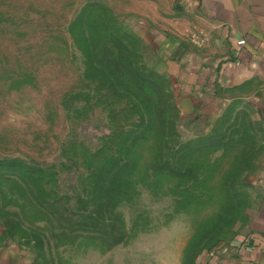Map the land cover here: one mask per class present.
I'll use <instances>...</instances> for the list:
<instances>
[{
  "label": "rangeland",
  "instance_id": "1",
  "mask_svg": "<svg viewBox=\"0 0 264 264\" xmlns=\"http://www.w3.org/2000/svg\"><path fill=\"white\" fill-rule=\"evenodd\" d=\"M165 4L0 0V160L16 157L40 166L45 188L30 190L21 175L1 171L0 213L7 215H0V239L28 250L34 264H86L106 251L112 262L138 255V264H147L182 252L181 264H217L220 250L240 234L250 200L248 175L262 149L251 110L237 95L222 100L214 114L197 107L184 112L181 88L172 87L176 81L167 76L169 60L161 51L165 35L183 29L167 28ZM102 8L136 36L139 57L132 64L163 75L170 88L139 84L125 64L127 49L136 45L108 37ZM146 108L159 126L162 112L168 115L166 144L150 138L132 145L134 167L122 175L128 178L125 195L112 215H120L126 232L113 244L99 233L103 229L81 218L84 213L65 209L67 189L88 202L96 196L107 161L120 157L121 139L141 127ZM226 113L220 146L193 155L196 177L188 172L177 183L171 174H154L168 152L208 134ZM181 160L190 164L189 157ZM186 194L194 195L189 203Z\"/></svg>",
  "mask_w": 264,
  "mask_h": 264
},
{
  "label": "crops",
  "instance_id": "2",
  "mask_svg": "<svg viewBox=\"0 0 264 264\" xmlns=\"http://www.w3.org/2000/svg\"><path fill=\"white\" fill-rule=\"evenodd\" d=\"M152 2L159 9L166 3L168 29H183L180 34L173 30V35H165L161 51L169 60L167 76L176 81L172 87L181 88L184 112L197 107L199 112L214 114L222 100L237 95L246 99L251 110L262 149L248 175L246 220L237 239L220 250L217 264H264V0ZM193 29L207 34L203 46L190 41L186 32ZM241 38L244 43L240 45ZM101 255L100 260L86 264H138V255L121 261L117 256L113 262L111 251ZM181 258L179 252L167 260L150 258L147 264H181ZM0 264H34V259L10 239H0Z\"/></svg>",
  "mask_w": 264,
  "mask_h": 264
},
{
  "label": "trees",
  "instance_id": "3",
  "mask_svg": "<svg viewBox=\"0 0 264 264\" xmlns=\"http://www.w3.org/2000/svg\"><path fill=\"white\" fill-rule=\"evenodd\" d=\"M106 17L109 21L108 25L105 26L108 37L115 42L126 41L127 44H134L135 47L127 49V59L126 66L129 71L133 74L139 76L138 82L141 86H146L147 88H152L154 84H164L165 88H170V83L163 75L155 71L142 70V67H137L132 64V59L134 57H139L137 54L138 50V40L136 36L131 33L124 31L119 26L113 22V17L111 12L102 8L100 13ZM133 65V66H132ZM116 67H114L115 69ZM144 69V68H143ZM118 79L117 75H112ZM152 111L146 108L145 112L141 114V127L138 129H128L125 132L123 139L120 142L119 153L121 154L119 158L116 156H111L107 161V169L104 174L101 175V183L96 190V196L88 202L81 199L80 192H74L67 189L70 193L68 204H66V210L75 214L84 213L81 215L83 219H89V222L93 225L95 229L100 231L103 229L102 235L112 239L113 244L119 243L124 233L126 232L122 218L117 213V219L112 218L115 212L116 205L120 202L121 198L124 197L125 188L124 182H128L126 175L130 172L128 169L134 167V160L132 159L131 148L132 145L138 143L140 145L142 142L149 141L150 138L155 139V143L159 147H163L165 142V132L163 131L164 121L166 123L168 115L163 111L160 116V125H157L153 118L150 116ZM226 114L221 115L216 121L212 130L203 136H197L194 139H189L177 149H172V152H168L167 156L162 162L154 165V174L166 175L171 174L172 178L176 180L177 183H181L184 178L185 173H196L192 170V164L197 159L196 153L205 150L207 154L209 151L215 150L221 144L222 138L225 133L227 117ZM164 119V121H163ZM182 156L189 157L190 164H185L181 159ZM2 170H6L10 174L21 175L24 181L28 184V188L31 190L33 185H38L39 188L44 190L43 185L40 183L43 179L44 171L40 166L28 163L20 158L9 157L2 158L0 160V173ZM126 175L122 177L123 174ZM230 176H226L224 181H227ZM77 188V186H76ZM184 197L187 198L186 203H189V199L194 197V195L186 194ZM7 212L0 213L1 216L7 215ZM116 213V212H115Z\"/></svg>",
  "mask_w": 264,
  "mask_h": 264
},
{
  "label": "built area",
  "instance_id": "4",
  "mask_svg": "<svg viewBox=\"0 0 264 264\" xmlns=\"http://www.w3.org/2000/svg\"><path fill=\"white\" fill-rule=\"evenodd\" d=\"M189 38L190 41L198 47L203 46L208 41L207 34L202 30H196V29H193L189 32ZM237 43L240 45L243 44L244 39L243 38L239 39Z\"/></svg>",
  "mask_w": 264,
  "mask_h": 264
}]
</instances>
